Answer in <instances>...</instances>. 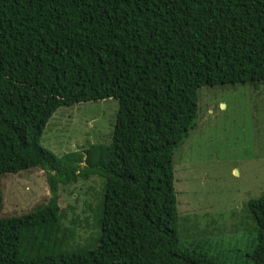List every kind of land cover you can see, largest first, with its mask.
Returning <instances> with one entry per match:
<instances>
[{"label": "trees", "instance_id": "16d2710c", "mask_svg": "<svg viewBox=\"0 0 264 264\" xmlns=\"http://www.w3.org/2000/svg\"><path fill=\"white\" fill-rule=\"evenodd\" d=\"M260 84L264 0H0V187L40 169L51 193L0 218V264H225L180 242L173 156L201 88ZM109 99V145L61 157L40 146L58 109ZM90 177L104 184L98 210L82 209L97 237L69 249L58 186ZM246 212L245 264H264V195Z\"/></svg>", "mask_w": 264, "mask_h": 264}, {"label": "rangeland", "instance_id": "374dc122", "mask_svg": "<svg viewBox=\"0 0 264 264\" xmlns=\"http://www.w3.org/2000/svg\"><path fill=\"white\" fill-rule=\"evenodd\" d=\"M116 111L113 99L60 108L45 126L40 146L61 157L109 145ZM173 159L183 248L201 251L215 263L245 264L255 238L247 225L252 222L245 220L246 205L264 195V84L201 88L195 128ZM45 178L40 169L3 177L0 218L25 215L47 200L51 193ZM103 188L97 177L58 186L63 227L75 233L69 249L74 243L90 247L97 237L95 225H89L92 234L86 233L82 209L85 202L98 210Z\"/></svg>", "mask_w": 264, "mask_h": 264}]
</instances>
